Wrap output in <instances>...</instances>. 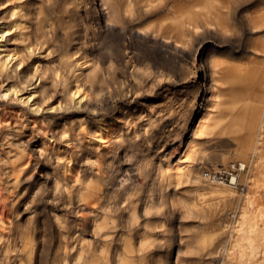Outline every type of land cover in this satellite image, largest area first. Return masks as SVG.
Segmentation results:
<instances>
[{"label":"rangeland","instance_id":"1","mask_svg":"<svg viewBox=\"0 0 264 264\" xmlns=\"http://www.w3.org/2000/svg\"><path fill=\"white\" fill-rule=\"evenodd\" d=\"M12 3L23 5L20 16L12 14ZM94 3L0 0V59L6 62L0 69V231H7L6 221L19 224L18 256L8 264H27L29 259L35 264H60L63 237L68 242L80 240L78 249H67L71 262L79 253L86 256L81 238L95 240L92 217L76 197L69 203L65 189L80 176L93 178L99 162L111 171V175L106 172L111 204L122 207L133 195L142 202L158 166L183 158L194 123L189 122L192 115L186 100L193 98L195 74L205 88L211 57L244 55L247 31L235 20L225 33L206 31L181 55H172L149 38L128 41L126 49L111 55L113 34L99 20ZM208 96L204 92L199 101ZM116 116L117 122L112 121ZM100 119L108 130L94 138ZM172 127L177 134L168 133ZM194 142L198 149L192 157L198 171L238 164L233 154L227 164L221 163L220 149L205 136ZM7 156L28 160L20 175L30 184L12 185ZM68 159L70 169L64 164ZM245 172L239 170L232 184L238 194L244 190ZM185 186L176 185L183 198L189 197ZM166 190L173 192V185ZM154 193L158 195L157 190ZM126 220V212L117 213L119 226L111 241L109 264H115L113 255L126 235L122 227ZM32 234L34 247H23V239ZM4 252L0 246V257Z\"/></svg>","mask_w":264,"mask_h":264},{"label":"bare ground","instance_id":"2","mask_svg":"<svg viewBox=\"0 0 264 264\" xmlns=\"http://www.w3.org/2000/svg\"><path fill=\"white\" fill-rule=\"evenodd\" d=\"M11 8L18 17L23 5L12 3ZM94 8L103 26L113 34L110 53L115 56L135 38L153 39L157 47L181 55L206 31L219 29L225 33L234 25L233 20L247 34L242 57L235 58L234 53L211 57L205 88L195 74L193 98L186 100L188 115H192L189 122L194 123L183 158L158 166L142 202L133 195L122 207L111 204L106 174L111 175V171L99 162L93 178L80 176L65 189L69 203L76 197L79 205L89 209L95 240L81 238L88 253H79L71 262L67 249H78L80 240L68 242L63 237L60 264H109L111 241L119 226L115 220L123 211L127 214L126 224L122 225L126 235L115 248V264H264V0H95ZM221 40L226 41L223 37ZM135 62L136 58L131 61L133 67ZM5 65L0 59V69ZM134 72L131 70L133 78ZM204 92L209 96L201 103ZM118 117L112 121L117 122ZM97 127L99 132L94 138L108 130L104 119ZM167 131L178 133L174 127ZM197 136H205L220 149L221 163L227 164L229 154H233L238 164L198 171L192 157L198 149L194 142ZM11 157L7 156L5 162L10 182L16 188L25 187L31 180L20 172L28 160ZM64 164L70 169V159ZM241 169H246L241 178L244 190L238 194L232 184ZM205 170H224L229 182L211 179L203 173ZM171 184L174 190L168 192L166 186ZM178 184L186 185L189 197L178 194ZM5 225L7 231H0V246L5 249L0 264L14 262L18 256L15 231L19 224L10 220ZM23 240V247H34L33 234ZM27 264L35 261L29 259Z\"/></svg>","mask_w":264,"mask_h":264},{"label":"built area","instance_id":"3","mask_svg":"<svg viewBox=\"0 0 264 264\" xmlns=\"http://www.w3.org/2000/svg\"><path fill=\"white\" fill-rule=\"evenodd\" d=\"M203 173H204L206 176H209L211 179H214L215 177H217V178H219V179H222V180H224V178L227 179V177H226V173H225L224 170L221 171V172H218V173H213V172H210L209 170H205ZM216 174H218V175H216Z\"/></svg>","mask_w":264,"mask_h":264}]
</instances>
